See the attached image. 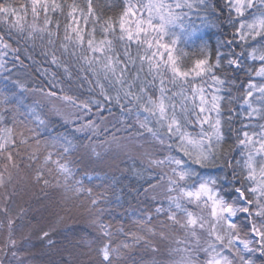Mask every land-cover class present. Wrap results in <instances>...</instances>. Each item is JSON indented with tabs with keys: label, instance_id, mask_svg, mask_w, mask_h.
I'll return each instance as SVG.
<instances>
[{
	"label": "snow or ice",
	"instance_id": "1",
	"mask_svg": "<svg viewBox=\"0 0 264 264\" xmlns=\"http://www.w3.org/2000/svg\"><path fill=\"white\" fill-rule=\"evenodd\" d=\"M105 7L118 11L106 15ZM0 25V74H8L0 89V188L27 160L35 183L47 188L55 180L66 201L86 193L99 264H118L132 249L142 250L132 264H144V256L147 264H264V0H0ZM38 47L69 81L94 85L89 94H69L74 89L60 86L55 72L47 87H29L31 73L20 78L17 70L28 67L25 60L37 63ZM28 95L41 99L26 104ZM105 112L122 126L117 132L153 145L132 169L143 181L133 191L144 200L133 213L136 230L121 227L119 244L103 221L113 201L84 187L94 177L77 179L84 158H73L83 148L90 162L103 161L96 149L111 133L101 132ZM12 195L0 205L7 226L0 254L12 250L19 260ZM67 219L57 226L74 233L78 225ZM53 234L40 230L37 239L51 249Z\"/></svg>",
	"mask_w": 264,
	"mask_h": 264
},
{
	"label": "trees",
	"instance_id": "2",
	"mask_svg": "<svg viewBox=\"0 0 264 264\" xmlns=\"http://www.w3.org/2000/svg\"><path fill=\"white\" fill-rule=\"evenodd\" d=\"M79 2L84 3V0H79ZM97 2L100 5H106L111 0H97ZM115 11H118V9L109 10L105 7L106 15H112ZM0 27L3 26L0 25ZM195 50V48H189V51ZM39 52L40 49L38 47L36 49L37 54H34V60L37 63L25 60V64L28 67L17 70L20 78H25L24 73H31L29 87H47L48 80L51 79V73L55 72L57 78L62 81L60 86L66 90L69 86L74 89L69 94H89V87H94V85H89L86 81H69L67 74L64 73L62 68H57L48 63L45 57L38 54ZM48 59L50 60V57ZM69 67L74 77L80 75L78 72L79 66L75 62L70 64ZM44 69H48V72L45 73ZM5 75L8 74L6 73ZM16 78L17 74L14 71L13 79ZM81 83H83L82 88L80 87ZM4 85V80H0V89H3ZM34 100H40L39 96L28 95L24 103L31 104ZM113 111L118 117V110L114 109ZM225 115H227V112ZM104 116L107 117L108 113L105 112ZM55 123L59 131H64L63 128L59 127L61 122L58 119ZM117 126L122 127L119 123H117ZM234 127H238V125H234ZM232 143V140L228 141V144ZM225 147L227 148L228 145H225ZM101 154L103 161L99 163L90 162L89 154L83 148L74 154V159L77 157L84 158V163L79 165L81 171L78 173L77 179L87 172L88 175L94 178L91 182L85 178L84 187L91 188L94 195L106 193L108 198L113 201V211L111 214L106 212L103 216V221L111 225L112 240L114 244H119L126 240V237L118 231L121 227H123L125 233L136 230L133 224V220L136 217L133 213H139L144 198L142 196L137 197L133 189L139 188L143 181L133 174L132 169L139 168L140 161L143 159L127 155L121 151ZM91 160L94 161L95 158L91 157ZM29 163L30 161L27 160L21 161L20 169L14 172L12 182L5 188H0V205L4 204V195L14 191V195L7 202V207L9 208V215L16 218V223L13 227L15 238L19 241L16 251L24 254L19 260L11 256L12 250L9 251L7 256L0 254L3 264H68L69 259L71 264H99L98 257L93 251V249L98 247V242H93L96 239L91 234L94 230L88 227V217L84 213V209L89 205L87 194L85 193L79 199L66 201L65 192L62 188L55 186V180H52V186L47 188L42 184L35 183V165L29 168ZM105 175H107L108 179H104ZM96 176H99L100 179H96ZM112 177H116L119 181L115 187L109 186L112 183ZM144 186L146 187L147 185ZM116 197H120V206L115 205ZM100 207L107 208L109 205L102 204ZM69 209L71 213H69ZM69 214H71L78 225L74 233L71 234L62 231L63 224L57 226L56 223L61 216L65 217L64 223H69L70 221L67 219ZM0 221L4 222V227L0 228V243H3L7 236L6 217L3 213H0ZM49 228H55V234L51 236V239L56 241V244L51 249L47 247L46 242L41 243L37 239L40 235V230L47 231ZM21 237H28L31 240V244L26 243ZM162 251H164L163 248ZM135 252H142V250H130L118 264H132L133 259H139V257L133 255ZM149 259L151 257L144 256V264H147ZM156 259H168V257L157 256Z\"/></svg>",
	"mask_w": 264,
	"mask_h": 264
},
{
	"label": "rangeland",
	"instance_id": "3",
	"mask_svg": "<svg viewBox=\"0 0 264 264\" xmlns=\"http://www.w3.org/2000/svg\"><path fill=\"white\" fill-rule=\"evenodd\" d=\"M6 73L0 74V80H3V76H5ZM41 99V97H39ZM52 103H55L57 106L63 107V105L59 101H53ZM107 121L105 124L101 126V132H103L104 127H108L111 129V133H114L116 137L119 138V145L120 147H117V144L112 141L111 133H105L104 135H101L99 137V140H105V146L104 147H97L96 151L100 153L104 152H111V151H121L126 153L127 155L139 157L144 159L143 153L147 151H151L153 149V145L147 143L146 141H137V140H129L128 139V133L119 131L117 132L116 129L121 128L120 126H117V123L115 120H113L112 117L107 116ZM115 125V127H113ZM99 143V141H97ZM143 145V146H141Z\"/></svg>",
	"mask_w": 264,
	"mask_h": 264
}]
</instances>
